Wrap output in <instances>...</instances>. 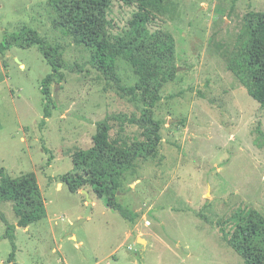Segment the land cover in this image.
<instances>
[{
  "label": "rangeland",
  "instance_id": "rangeland-1",
  "mask_svg": "<svg viewBox=\"0 0 264 264\" xmlns=\"http://www.w3.org/2000/svg\"><path fill=\"white\" fill-rule=\"evenodd\" d=\"M250 10L264 11V0H163L153 10L149 29L174 35L178 69L153 109L160 152L138 160L117 197L139 214L132 223L89 186L86 216V194L61 178L81 172L72 155L93 146L99 121L126 116L127 131L140 136L128 119L141 115V94L120 89L93 65L91 51L55 25L49 0H0V42L28 25L64 48L65 77L52 84L55 105L44 125L41 87L52 66L40 46L0 54V184L35 172L47 207V217L14 232L17 264H248L226 237L237 213L264 215V107L225 54ZM137 11L138 4L112 0L110 36L128 30ZM116 73L126 87L138 80L125 59ZM18 221L14 202L1 200L0 264H15L7 229Z\"/></svg>",
  "mask_w": 264,
  "mask_h": 264
},
{
  "label": "trees",
  "instance_id": "trees-1",
  "mask_svg": "<svg viewBox=\"0 0 264 264\" xmlns=\"http://www.w3.org/2000/svg\"><path fill=\"white\" fill-rule=\"evenodd\" d=\"M112 0H49L56 16L57 27L68 32L78 44L91 51L92 63L108 78L116 81L120 89L139 92L144 102L140 116H132L130 123L138 125L140 136L127 131L125 118L107 117L97 123L93 146L73 153V164L79 173L62 176L70 190L79 191L91 187L108 207L117 210L130 222L138 213L124 207L117 197L130 172L139 167L138 160L156 156L163 141L161 121L154 118V107L161 100V89L175 79L177 65V42L174 35L165 30L150 31L153 10L162 7L163 0H121L128 5L138 4V11L129 21L123 34L112 38L109 34L107 11ZM39 45L52 72L42 81L45 97V116L42 125L52 117L55 101L52 84L65 77L64 48L53 44L34 28L23 25L16 32L6 34L0 42V54L13 46L30 48ZM227 64L247 88L249 94L264 107V11L250 10L244 17V25L234 47L229 50ZM127 60L138 76L130 87L121 84L116 73L117 61ZM119 120L115 137L114 120ZM0 184V201H12L19 217L17 224H8L7 234L12 240L13 251L9 261L17 264V244L14 232L17 227L26 228L47 217L46 199L35 172L17 178L3 177ZM236 227L226 237L248 264H264V215L257 210L239 212L234 216Z\"/></svg>",
  "mask_w": 264,
  "mask_h": 264
},
{
  "label": "water",
  "instance_id": "water-1",
  "mask_svg": "<svg viewBox=\"0 0 264 264\" xmlns=\"http://www.w3.org/2000/svg\"><path fill=\"white\" fill-rule=\"evenodd\" d=\"M82 191H83V193L86 194L87 199H88V202H89L88 211H87V213H86V216H88L89 213H90V210H91V208H92V200H91V197H90V192H89L87 189H82ZM84 220H85V218L81 219V220L78 221L75 225H77V224L83 222ZM138 241H140L144 246H145V243H147V240L144 239V238H141V237L138 239Z\"/></svg>",
  "mask_w": 264,
  "mask_h": 264
},
{
  "label": "crops",
  "instance_id": "crops-1",
  "mask_svg": "<svg viewBox=\"0 0 264 264\" xmlns=\"http://www.w3.org/2000/svg\"><path fill=\"white\" fill-rule=\"evenodd\" d=\"M23 66V65H22ZM29 227V226H28ZM28 227H26L25 229H27L28 230ZM17 255V254H16Z\"/></svg>",
  "mask_w": 264,
  "mask_h": 264
},
{
  "label": "built area",
  "instance_id": "built-area-1",
  "mask_svg": "<svg viewBox=\"0 0 264 264\" xmlns=\"http://www.w3.org/2000/svg\"><path fill=\"white\" fill-rule=\"evenodd\" d=\"M148 223H150V222H148Z\"/></svg>",
  "mask_w": 264,
  "mask_h": 264
}]
</instances>
